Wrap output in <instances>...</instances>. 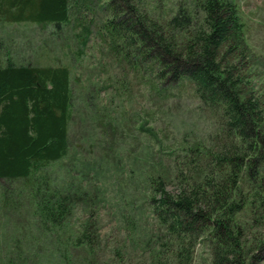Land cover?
Listing matches in <instances>:
<instances>
[{
	"label": "trees",
	"instance_id": "trees-1",
	"mask_svg": "<svg viewBox=\"0 0 264 264\" xmlns=\"http://www.w3.org/2000/svg\"><path fill=\"white\" fill-rule=\"evenodd\" d=\"M74 1L77 12L93 3ZM142 2L108 0L111 15L98 23V34L130 71L145 74L146 68L154 90L191 81L216 127L206 139L184 137L165 155H153L144 178L152 221L131 237L138 246L132 253L147 250L152 264H194L206 246L209 264H264V92L244 84L249 49L238 6L196 0L201 20L181 6L157 21ZM70 3L0 0V22L60 28L77 17ZM82 27L80 55L93 34L91 24ZM73 116L69 67L18 64L12 57L0 63V210L14 209L28 192L33 225L53 252L47 264H136L124 247L126 253L111 247L101 254L103 193L87 177L92 167L73 161L63 176L49 170L71 158ZM101 168L99 162L97 173ZM79 210L81 219L73 222ZM4 252L0 264L29 257L25 264H39L22 247Z\"/></svg>",
	"mask_w": 264,
	"mask_h": 264
},
{
	"label": "rangeland",
	"instance_id": "rangeland-1",
	"mask_svg": "<svg viewBox=\"0 0 264 264\" xmlns=\"http://www.w3.org/2000/svg\"><path fill=\"white\" fill-rule=\"evenodd\" d=\"M142 1L144 9L157 21L168 19L181 6L196 13L198 20L202 18L195 8L196 0ZM233 1L238 6L249 49L244 84L261 94L264 92V0ZM107 3L108 0H93L87 5L89 8L77 12L78 6L71 0L70 8L77 17L60 28L52 24L1 21L0 63L12 57L18 64L70 68L74 90L71 158L51 165L49 170L63 176L67 172L66 164L73 161L84 164L87 170L92 167L87 177L103 193L98 203L102 210L98 224L103 239L101 247H104L101 254L111 247L132 253L138 246L131 237L152 221L145 201L144 178L153 155H165L169 148L180 145L184 137L190 143L206 139L214 131L216 120L200 104L191 81L168 83L159 92L146 77V68L145 74L135 73L116 58L104 40L106 36L100 37L97 30L98 23L111 15ZM83 24H91L93 34L80 55L76 35L81 33ZM99 162L103 164L100 174L95 169ZM11 186L16 187V182ZM27 194L15 199L21 202L19 205L16 202L14 209L0 210V260L5 258L4 250L14 253L22 247L23 256H38L39 264H47L53 252L50 245L42 243L46 236L33 225L31 205L24 202L28 200ZM80 211L72 218L73 222L81 219ZM208 257L206 246H200L194 264H209ZM151 258L147 250L133 254L136 264H152ZM30 260L29 257L24 264Z\"/></svg>",
	"mask_w": 264,
	"mask_h": 264
}]
</instances>
